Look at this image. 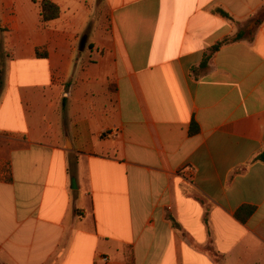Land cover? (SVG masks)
Masks as SVG:
<instances>
[{
	"label": "crops",
	"instance_id": "obj_1",
	"mask_svg": "<svg viewBox=\"0 0 264 264\" xmlns=\"http://www.w3.org/2000/svg\"><path fill=\"white\" fill-rule=\"evenodd\" d=\"M51 2L0 0V264H264V23L200 68L264 0Z\"/></svg>",
	"mask_w": 264,
	"mask_h": 264
},
{
	"label": "trees",
	"instance_id": "obj_2",
	"mask_svg": "<svg viewBox=\"0 0 264 264\" xmlns=\"http://www.w3.org/2000/svg\"><path fill=\"white\" fill-rule=\"evenodd\" d=\"M33 3L38 4L39 10H40V17L42 23H48L53 20H56L60 15L59 8L54 5L51 0H32ZM223 16L228 17L226 14L221 12ZM264 23V7L260 9V11L252 18L250 19L242 29L238 30L237 33L233 36L227 37L223 39L222 41L218 42L216 45H214L207 53H205L203 61L200 65L201 69L207 68V63L211 56L219 50L222 46L229 45L244 39L250 40L254 34V32ZM253 33V34H252ZM248 37V38H247ZM3 70L0 65V91L2 89L3 85V79L2 75ZM198 126L196 123L192 122L189 127V135L193 136L198 133ZM254 162H261L264 163V151L260 152L255 158ZM254 212L253 207L244 206L241 207L236 213L235 218L240 221L241 223H245L246 220L251 216V214ZM169 221L172 223V226L174 228H177V224L174 222V220L168 216ZM130 264H132V261L130 260Z\"/></svg>",
	"mask_w": 264,
	"mask_h": 264
},
{
	"label": "rangeland",
	"instance_id": "obj_3",
	"mask_svg": "<svg viewBox=\"0 0 264 264\" xmlns=\"http://www.w3.org/2000/svg\"><path fill=\"white\" fill-rule=\"evenodd\" d=\"M103 17V19H102V22H103V24H104V16H102ZM101 25V24H100ZM253 34V33H252ZM248 38V37H247Z\"/></svg>",
	"mask_w": 264,
	"mask_h": 264
},
{
	"label": "built area",
	"instance_id": "obj_4",
	"mask_svg": "<svg viewBox=\"0 0 264 264\" xmlns=\"http://www.w3.org/2000/svg\"><path fill=\"white\" fill-rule=\"evenodd\" d=\"M104 261H106V259H104Z\"/></svg>",
	"mask_w": 264,
	"mask_h": 264
}]
</instances>
